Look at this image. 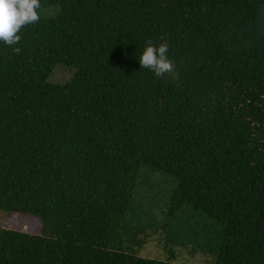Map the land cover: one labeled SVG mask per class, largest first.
Returning a JSON list of instances; mask_svg holds the SVG:
<instances>
[{
    "label": "trees",
    "instance_id": "1",
    "mask_svg": "<svg viewBox=\"0 0 264 264\" xmlns=\"http://www.w3.org/2000/svg\"><path fill=\"white\" fill-rule=\"evenodd\" d=\"M39 13L19 54L0 43V210L44 233L0 226V264H176L134 249L177 241L166 219L112 248L119 217L152 221L132 209L142 166L173 179L169 215L221 226L213 264H264V0H41ZM161 36L175 69L157 78L139 58ZM58 64L71 82L50 80Z\"/></svg>",
    "mask_w": 264,
    "mask_h": 264
},
{
    "label": "rangeland",
    "instance_id": "2",
    "mask_svg": "<svg viewBox=\"0 0 264 264\" xmlns=\"http://www.w3.org/2000/svg\"><path fill=\"white\" fill-rule=\"evenodd\" d=\"M74 73L73 67L58 64L54 68L50 80L67 84L71 82ZM174 188L175 183L168 174L142 166L132 209L134 208L136 211L152 209L153 216H150L152 221L143 218L141 229L136 230L138 220L131 221V219H136L135 213L128 212L125 216L119 217L117 225L115 222L113 226L112 248L127 246L121 243L124 238H128L124 233L127 228L133 229L137 234H133V236L138 239L137 236H144L151 231L158 230L154 226L155 223L158 220L163 222L166 219L168 222H174L172 227L177 224V229L175 227V231L168 236L176 238L177 241L165 240V232H162V236L151 237L149 240L148 238L144 240L139 238L140 240L135 242L137 245L134 246L139 255L176 264H213L214 250L218 247V239L221 236V226L207 215L193 210L191 207L182 209L180 213H176V217L169 215L167 212L170 209ZM143 194L148 197H143ZM164 211L165 214H162ZM125 224L126 227H124ZM42 225H44L43 222L36 216L0 210V226L42 235L44 233ZM138 233L140 234L138 235ZM162 238H164L163 241Z\"/></svg>",
    "mask_w": 264,
    "mask_h": 264
},
{
    "label": "clouds",
    "instance_id": "3",
    "mask_svg": "<svg viewBox=\"0 0 264 264\" xmlns=\"http://www.w3.org/2000/svg\"><path fill=\"white\" fill-rule=\"evenodd\" d=\"M41 0H0V43L12 47L15 54L21 49L15 47L22 40L20 32L31 24L39 23ZM157 46L149 39L144 48L139 63L141 68L148 69L155 77L162 78L174 71L175 66L169 58V43L161 36Z\"/></svg>",
    "mask_w": 264,
    "mask_h": 264
}]
</instances>
